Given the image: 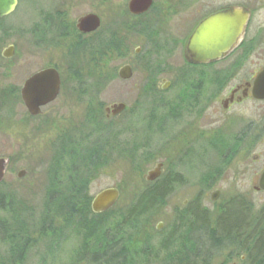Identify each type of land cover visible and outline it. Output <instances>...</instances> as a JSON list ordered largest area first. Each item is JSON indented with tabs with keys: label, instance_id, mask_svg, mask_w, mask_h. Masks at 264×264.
Segmentation results:
<instances>
[{
	"label": "flooded vegetation",
	"instance_id": "obj_1",
	"mask_svg": "<svg viewBox=\"0 0 264 264\" xmlns=\"http://www.w3.org/2000/svg\"><path fill=\"white\" fill-rule=\"evenodd\" d=\"M22 1L18 0L15 12ZM67 1L91 3L90 0ZM101 1L108 15L107 21L93 9L80 17L96 15L100 18L101 27L94 33L83 34L79 31L77 24L80 18L76 23L61 21L60 18L66 17L67 11L60 4L54 8L53 14L44 11L41 30L54 34L55 38L59 34H73L75 47L78 44L76 39H81L88 45L94 34L102 31L107 42V56L112 50L108 46L110 37L117 35V58L112 64L122 62L123 65L118 72L113 70L117 76L115 80L120 79L119 71L129 66L133 77L120 80L131 81L135 74H139L143 83L136 104L130 107L119 103L124 104L126 109L116 117L108 116L106 110L111 106L106 107L105 119L115 123L119 120L116 126H128L132 131H145V134L140 135L142 140L139 141L147 143L151 135L155 136L164 131L169 120L184 115L185 132L181 133L177 142L173 138H167L166 144L172 145L176 142L179 146L181 142L185 146V158L198 159L202 168L207 170L201 177V182L204 189L210 191V201L213 204L219 201L225 190L234 195L264 194L261 186L264 177V97L256 95L255 92L256 82L264 72V0H141L136 8L131 7L133 0ZM218 15L230 16L225 20L220 18L217 27L221 29L223 26H230L231 34L238 33L239 16L242 24L240 37L220 58L195 61L190 53L193 36L203 23ZM12 60L3 58L8 64L2 66L1 70L6 71L8 77L12 76ZM51 68L56 69L61 77V90L56 101L70 92L71 100L68 104L71 105V101L74 103L73 100L89 103L79 96L82 93L77 90L76 82L72 78L75 76V68L69 69L71 75L66 76V82L69 83L67 89H64V72L52 65L28 76L20 88L21 100L24 84L35 74ZM14 90L18 89L9 86L0 90V101L4 102L6 97L8 112L12 108ZM100 96L99 101L91 103L102 104ZM53 103L42 108L39 116H32L23 104L28 117L34 120L42 116L43 110ZM146 103L147 108L144 106ZM84 108L86 112L87 108ZM148 108L151 110L143 118L141 115ZM139 119L143 123L136 124L134 120ZM60 121L53 120L50 126L52 128L49 129L45 125L37 128L42 135L54 132L48 142L55 147V151L60 150L64 136H69V140L74 142L75 128L79 122L72 119L69 124L64 123V120ZM29 129L27 120L13 125L12 122L4 123L3 118H0V136H9L10 132L14 135L15 130L22 146L29 143ZM0 158L7 160L5 178L0 184V264H45L43 260L46 252L49 255L58 251L59 254L67 248L71 240L68 241L69 235L65 233L70 232L74 234L72 238L76 242L72 249L75 261L95 264V257H107L110 246L108 232L102 236V244L94 241L91 227L93 219L88 220L84 212L90 208L93 216L98 218L103 215H94L92 212L95 197L87 203L92 183L87 172H79L76 164L70 170L71 160L67 157L52 158L53 165L40 175L28 169L17 170V166L21 161H27L33 169L39 163L44 164V159L35 163L34 158ZM158 164L164 166L162 162ZM174 176V173L164 170L159 179L150 183L154 187L166 183ZM213 193L220 194L216 202L211 200ZM235 206L239 208L241 216L237 225L230 218L237 213ZM129 208L149 209L140 214L139 221H142L147 216L151 218L158 206L136 202L130 204ZM193 208V212L189 211L188 215H194L198 224H195L190 238L219 243L220 247L215 252H209L210 256L215 254L219 258L227 252L226 264H259V260L250 259L247 254L241 255L238 260L236 252L227 251L232 247L237 248L236 243L240 242L243 248L255 249L257 252L252 243L264 242V213L254 215L255 207L249 200L245 202L232 199L225 204L221 203L213 212L201 202ZM77 211H81V215L75 213ZM76 219L80 220L79 225L76 224ZM62 221L71 224V227L63 230ZM159 224H162L161 229ZM159 224L156 230L161 232L165 229V224ZM179 230L181 231L179 228H171L170 234L160 242L159 248L152 245L153 236L149 231L148 234L141 231L132 239L122 236L119 239L122 263L185 264V249L177 250L180 242L185 243V235L183 238ZM179 239L182 241H176ZM161 252L166 253L164 258H161Z\"/></svg>",
	"mask_w": 264,
	"mask_h": 264
},
{
	"label": "rangeland",
	"instance_id": "obj_2",
	"mask_svg": "<svg viewBox=\"0 0 264 264\" xmlns=\"http://www.w3.org/2000/svg\"><path fill=\"white\" fill-rule=\"evenodd\" d=\"M89 2L91 3H69L67 0H23L20 3V7L17 12L0 24V90L9 86L14 87V89H18L14 90L13 98H11L13 104L9 112L6 110V97L3 99L4 102L0 101V118H3L4 123L12 122L13 125H18L19 123L27 120L30 126L29 140L27 141V143H29L26 146L21 145V141L17 135L18 132L15 130L14 135L10 132L9 136H0V157L11 156L16 160L21 158H34L35 163H39L43 161V159L45 160L44 164L40 165L39 163L35 165L33 169L31 168L30 163H27V161H21L18 163L17 170L28 169L36 171L40 175L42 172L48 170L50 165H53L54 163L51 162L53 161L52 158H54L52 151L53 146H51L48 142V140L53 137L54 132L50 131L46 135H42V133H39V129L37 128L43 127V125L48 127V129L52 128L50 127L51 123L56 119H60L61 121L64 120V123L69 124L70 119L79 121L84 116V101L76 102V100H73L74 103L71 101V105L68 104L71 100V94L68 92L66 96H61L58 101L44 109V114L42 116L34 120L30 119L19 96V92L22 84L30 74L46 67L47 65L58 67L64 72L65 77L70 75L69 69L74 65L66 48L68 45H64V47L58 46L59 44L55 43L56 38L54 34L42 32V21L45 18L44 11H47L49 14H53L54 8H57L58 4L63 5L67 11V15L66 17L62 16L60 18L61 21L66 23H76L78 18L84 16L88 12H91L93 9V11H96L100 16H104V20L107 21L108 15L103 9L102 1L90 0ZM9 46H14L16 49L15 56L11 63V77L7 76L8 74H6V71L3 72L1 70L2 66L5 67L8 64L6 61H3L1 55L2 52ZM83 63L86 62L84 61ZM122 65V62L113 63L111 65V69H115L118 72ZM142 83L143 80H141L139 74H135L134 79L127 82L120 79L114 80L100 96L103 111L104 108L119 103H125L132 107L138 100V93ZM144 106L147 108L148 104L146 103ZM150 110L151 108H148V111L145 113L143 112V115L141 116L143 118L146 117L147 112ZM161 114L164 115V113ZM121 121L123 122L124 120ZM134 122L136 124H140L143 123V120H134ZM64 123H62L63 127H65ZM116 123H119V120ZM116 123L113 121V127H116L118 130H124V128L121 127L123 125L117 124L118 126H116ZM127 129L128 126L125 130ZM130 131L120 134L122 144L128 143L122 145L123 147L121 150L125 148V145L128 147V145L134 146L135 144L132 143L134 141L135 133L132 130ZM142 132L144 134L146 133L145 131ZM184 132L185 116L182 115L180 118L169 120L168 125L164 128L163 132L156 134L155 136L151 135L146 145L150 149L154 158L150 160L149 163H146V165L142 164L145 158H137V165L139 167H144L141 172L135 171L134 161L131 164L126 163L127 159L123 155L121 157H116L114 155L115 158L110 160V164L100 170V174L98 176L94 177V181L91 183V189L88 192V197L93 199L97 194L104 190L117 188L120 191V198L110 214H106L100 218H94L92 214H88V220L93 219V223L100 219L96 222L103 226L104 231H108L109 228H112L113 225L111 224L115 221L113 218L119 213L124 214L125 211L130 209V204L136 203V198L142 191L151 188L152 184L146 180V175L157 166L158 162L164 163L163 171H171L176 175L179 181L174 184L172 193L166 198L162 207H159L151 215V218L150 216H147L142 219V221H138L135 227L129 229L127 233H125L127 238L132 239L139 232L141 233V231H149L153 236L152 245L159 248L160 242L165 240L170 234V229L175 225H178V213L191 209L194 205L200 202L213 212L220 207L221 203L225 204L229 200L239 199L245 202L249 200L250 204H253L255 207L253 210L254 215L258 216L264 213V194L234 195L229 190H225L217 203L213 204L210 201V191L205 190L201 182V177L207 170L202 168L201 163L196 158H190L189 160L187 158L179 157L180 148L182 147L181 142L179 145L180 148H176L177 151L179 150V153L175 155V157H172L176 152L174 147L166 144L168 140L167 138H173L177 142L181 133ZM12 135L13 139H11ZM148 136H150V134ZM180 140H182V137ZM143 141H145V139ZM181 149L185 152V146ZM75 222L77 225L80 224L79 219H76ZM101 222L102 224H100ZM139 222L140 224L138 225ZM159 223L165 224V229L161 232L156 230V226ZM61 224L63 225V230H66V227L68 226L71 227V224H66L63 221ZM70 230L71 229H69L68 232H70ZM65 234L69 235L68 241L71 240L67 248L60 251L59 254L57 253L58 251H56L55 254L50 253L49 255L48 252H46L43 260L45 264H82L79 263V261H75L72 255V249L76 246V242L73 239L74 234L72 232ZM146 234H148V232ZM101 239L102 238L97 237L95 241L102 244L103 241ZM199 239L201 247H207L208 249L205 250V253L215 252V250H210L209 244H211V241H206L201 238ZM227 251L236 252L237 259L241 255H245L239 248L235 247H232V249H228ZM160 254L161 258H164L166 255L164 252H161ZM227 258V252L219 258H217V255L213 254L209 263L226 264L228 261ZM260 264H264V262L262 261Z\"/></svg>",
	"mask_w": 264,
	"mask_h": 264
},
{
	"label": "trees",
	"instance_id": "obj_3",
	"mask_svg": "<svg viewBox=\"0 0 264 264\" xmlns=\"http://www.w3.org/2000/svg\"><path fill=\"white\" fill-rule=\"evenodd\" d=\"M3 22V21H2ZM0 22V24L2 23ZM103 32L100 31L92 37V42L90 41L88 45L85 41L81 39H76L78 44L76 47L73 45L74 37L73 34H59L55 39V43H58V46L64 47L68 45V53L73 60V68H75V76L72 78L75 80L77 85V90L82 93L79 95L83 100L89 101L85 104L87 108L86 112L82 119L79 120L76 130V138L71 142L69 136H64V142L60 146V150L55 151L53 147V156L54 158L67 157L70 158L69 169L73 170L72 165L76 164V168L79 172H88V175L91 176L92 181L94 177L100 174V170L110 164L112 158L121 157L122 155L127 159L126 163H132L134 161L135 171L141 172L144 168L143 166L137 165V158H145L142 164L146 165L150 160L154 158L150 149L146 143L140 142L142 140L140 135L143 134L142 130L133 131L136 133L134 135V146L125 145L123 147L122 141L120 139V134L130 131V129L118 130L116 127H113V121H107L105 119L103 105L102 104H93L92 102L99 101V95L104 92L107 87L117 78L115 71L111 69L112 62L117 58L116 48H117V35H111L110 43L108 46L112 49L109 52V55L106 54V41L103 38ZM59 36V37H58ZM59 41V42H58ZM94 42V43H93ZM97 42V43H96ZM63 43V44H61ZM86 63H83V62ZM83 63V64H82ZM71 75V74H70ZM69 75V76H70ZM67 76V77H69ZM67 79L64 76V89H67L69 82H66ZM131 132V131H130ZM139 145V146H137ZM171 146L180 148L175 144ZM182 146L181 148H183ZM180 148V158H185V152ZM139 149V150H138ZM108 150V151H105ZM179 153V150L174 153V156ZM132 154V155H131ZM115 155V156H114ZM139 155V156H138ZM131 157V158H130ZM129 158V159H128ZM129 161V162H128ZM171 172V171H168ZM179 181L176 176L169 178L166 183L155 185L151 189H146L142 191L136 198V202L143 204H157L159 206L163 205L166 201V198L172 193L174 184ZM91 198L87 199V203L91 202ZM147 208H130L124 212V214L119 213L113 219L111 225L112 228H109L108 231H104L103 226L99 225L94 220L91 224L92 227V236L94 241L97 237L102 238L107 232L109 235V252L107 257L97 258L95 257V264H123L122 256L119 255V239L127 233V231L137 224L140 220V214L147 212ZM194 208L187 209L184 212H179L177 215V224L173 228H179V234L185 235V243L180 240V247L177 250L185 249V264H209L207 261L211 260L210 253L206 255L205 250H208L207 247H201L199 238H190V234L193 232V229L198 224V219L193 217L194 215H188L189 211L193 212ZM87 218L91 213L90 208L87 211H84ZM83 212V213H84ZM111 211L106 214H110ZM235 214L231 215V220L236 222L240 221L241 216L239 214L240 210L235 206ZM75 213H82L77 211ZM89 214V215H88ZM103 214L100 217L105 216ZM117 214V213H116ZM81 215V214H80ZM97 218L96 216H93ZM117 217V218H116ZM199 217V215H198ZM112 219V220H113ZM102 224V222L100 223ZM110 226V225H109ZM102 240V239H101ZM210 250L218 249L219 243L210 242ZM237 248L241 250L244 254L249 255L250 259L259 260V264L264 262V242H254L257 252L255 249H246L241 246V243L238 242ZM185 245V248H184ZM209 248V247H208ZM258 248V249H257ZM263 254V256H262ZM98 259V260H97Z\"/></svg>",
	"mask_w": 264,
	"mask_h": 264
},
{
	"label": "water",
	"instance_id": "obj_4",
	"mask_svg": "<svg viewBox=\"0 0 264 264\" xmlns=\"http://www.w3.org/2000/svg\"><path fill=\"white\" fill-rule=\"evenodd\" d=\"M143 3V2H142ZM141 4V0H133L132 8H136ZM18 7V0H0V21L11 16ZM135 11V10H133ZM235 13V12H234ZM236 14V13H235ZM226 15H218L210 18L203 23L196 31L190 43V53L195 61H210L220 58L224 53L229 51V46L236 43V39L240 37V17L238 16V33L231 34L230 26H223L221 29L217 27V22L221 18L226 19ZM227 18H230L228 15ZM233 20V18H232ZM77 27L83 34H91L99 30L101 20L96 15H87L78 20ZM16 53L14 46L6 48L2 57L5 59H13ZM119 77L122 80H129L133 77L132 70L129 66L119 71ZM61 90V77L56 69H46L32 76L23 86L21 96L23 103L32 116H39L42 108L56 101ZM256 95L264 97V72L260 75L255 87ZM261 94V95H259ZM126 109L124 104H115L106 110L108 116H119ZM163 164H158L153 170L146 175L148 182H154L162 175ZM7 171V160L0 158V184L5 178ZM264 188V177L262 185ZM220 197L219 193H213L211 200L216 202ZM120 198V191L117 188L107 189L100 192L92 202V212L95 215L107 213L112 210ZM162 224H159L161 229Z\"/></svg>",
	"mask_w": 264,
	"mask_h": 264
}]
</instances>
